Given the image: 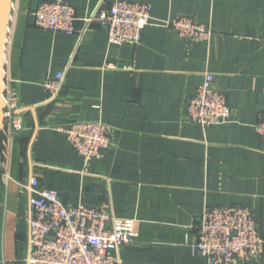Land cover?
<instances>
[{
    "label": "crops",
    "instance_id": "obj_1",
    "mask_svg": "<svg viewBox=\"0 0 264 264\" xmlns=\"http://www.w3.org/2000/svg\"><path fill=\"white\" fill-rule=\"evenodd\" d=\"M41 0L0 8L4 90L19 93L27 129L0 133V264H24L37 176L66 204H108L136 220V240L121 264H207L190 246L206 207L242 205L264 236V0H129L153 6L137 45L110 44L96 14L115 0H65L77 32L37 28ZM191 16L214 31L208 43L155 24ZM65 72L60 95L44 82ZM210 71L233 114L212 127L185 120L186 101ZM103 121L112 145L85 161L59 128ZM257 264H264V254Z\"/></svg>",
    "mask_w": 264,
    "mask_h": 264
},
{
    "label": "built area",
    "instance_id": "obj_2",
    "mask_svg": "<svg viewBox=\"0 0 264 264\" xmlns=\"http://www.w3.org/2000/svg\"><path fill=\"white\" fill-rule=\"evenodd\" d=\"M153 6L146 2L115 0L96 14L106 28L110 44L141 42L146 26L153 23ZM37 28L74 34L77 16L65 0H41L33 12ZM155 24L170 27L191 43H208L212 27L191 16H179ZM65 72L49 77L44 86L49 99H56L64 86ZM4 128L14 136L27 129L20 113L19 93L4 90ZM233 114L227 96L215 86L214 73L207 71L195 93L186 101L185 120L212 127L227 123ZM264 135V116L255 125ZM76 153L85 161L100 159L112 145L110 127L103 121H74L59 128ZM31 216L24 264H121L120 250L137 237L136 220L115 215L106 203L66 204L58 192L32 176L26 185ZM192 249L207 264H257L264 254V236L252 210L242 205L206 207L193 225Z\"/></svg>",
    "mask_w": 264,
    "mask_h": 264
},
{
    "label": "water",
    "instance_id": "obj_3",
    "mask_svg": "<svg viewBox=\"0 0 264 264\" xmlns=\"http://www.w3.org/2000/svg\"><path fill=\"white\" fill-rule=\"evenodd\" d=\"M6 5L7 13H8V21H9V15H10V6H11V0H0V8L4 7ZM3 79L4 76L2 74V71H0V133L2 132L4 128V100H3V94H4V86H3Z\"/></svg>",
    "mask_w": 264,
    "mask_h": 264
},
{
    "label": "rangeland",
    "instance_id": "obj_4",
    "mask_svg": "<svg viewBox=\"0 0 264 264\" xmlns=\"http://www.w3.org/2000/svg\"><path fill=\"white\" fill-rule=\"evenodd\" d=\"M17 2L18 0H11V6L10 9L15 13L16 9H17Z\"/></svg>",
    "mask_w": 264,
    "mask_h": 264
}]
</instances>
